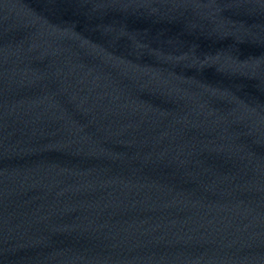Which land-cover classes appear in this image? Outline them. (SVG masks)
Here are the masks:
<instances>
[{
  "label": "water",
  "instance_id": "1",
  "mask_svg": "<svg viewBox=\"0 0 264 264\" xmlns=\"http://www.w3.org/2000/svg\"><path fill=\"white\" fill-rule=\"evenodd\" d=\"M0 264H264V0H0Z\"/></svg>",
  "mask_w": 264,
  "mask_h": 264
}]
</instances>
